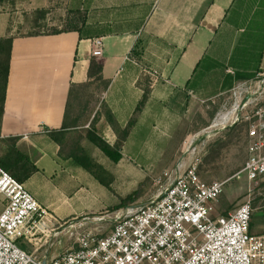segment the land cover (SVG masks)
<instances>
[{
    "label": "crops",
    "instance_id": "obj_1",
    "mask_svg": "<svg viewBox=\"0 0 264 264\" xmlns=\"http://www.w3.org/2000/svg\"><path fill=\"white\" fill-rule=\"evenodd\" d=\"M55 1L0 0V38H12L1 136L18 137L17 147L35 166L37 171L22 184L42 208L50 207L45 200H39L42 186L47 192L49 186L69 183L70 177L81 170L69 158L70 149L76 144L106 173L115 176L114 170L99 160L116 163L85 139L89 121L82 120L78 128L60 131L70 85L91 82L88 69L92 59L102 66V80L108 87L104 89L95 82L89 88L88 93L91 91L90 94L98 98V106L87 109L91 118L97 111L101 113L102 104L121 129L128 127V136L121 141L109 124L102 126V115L96 124L97 133L110 146L120 144L119 164L124 160L148 158L146 135L138 136L136 131L148 128V123L154 121L153 114H160L162 120H166V112L175 113L180 105L187 107L192 101L197 103L199 98L205 102L222 97L237 84L246 82H234L231 89H222L223 77L233 74L225 67L234 48L257 50L253 61L257 62V75H264L263 38L247 40L244 37L245 33H264V0H61L67 11L69 7L76 11L86 7L92 19L55 35L17 33V27L24 24L30 32L37 30L36 27L40 30L49 27L46 22ZM71 2L74 3L70 5ZM88 2L93 3L89 6ZM37 11L46 12L45 20L34 24ZM21 17L25 23L17 20ZM82 27L102 35L80 39L77 31ZM94 39L102 41L100 57L91 54ZM248 42L251 44L246 46ZM262 48L263 51H259ZM204 60L209 65L222 66L218 70L222 78L211 74L214 77H205L199 86L191 89L188 83ZM146 78L150 81V94L140 112H136ZM51 131H58V137L65 134L61 148L49 137ZM74 136L78 141L73 142ZM131 169L128 166L120 170L127 177ZM252 208L250 233L264 236V190L254 192ZM222 212H226L220 213L222 216L230 213L228 209ZM53 219L63 218L54 214ZM45 245L36 251L26 242L27 250L22 245L19 248L41 263L59 257L53 256Z\"/></svg>",
    "mask_w": 264,
    "mask_h": 264
},
{
    "label": "built area",
    "instance_id": "obj_2",
    "mask_svg": "<svg viewBox=\"0 0 264 264\" xmlns=\"http://www.w3.org/2000/svg\"><path fill=\"white\" fill-rule=\"evenodd\" d=\"M101 39L93 40V57L102 55ZM238 90V89H237ZM252 106L250 110H247ZM245 125L246 159L224 181L204 182L197 162L168 183L153 200L117 212L107 235H77L61 256L41 263L17 245L44 234L47 212L25 186L0 167V264H264V236L250 233L254 192L264 190V105L248 100L222 113L211 127ZM244 175L246 199L227 216L215 202L223 187Z\"/></svg>",
    "mask_w": 264,
    "mask_h": 264
},
{
    "label": "rangeland",
    "instance_id": "obj_3",
    "mask_svg": "<svg viewBox=\"0 0 264 264\" xmlns=\"http://www.w3.org/2000/svg\"><path fill=\"white\" fill-rule=\"evenodd\" d=\"M72 3L74 2L70 5ZM90 3L92 5L93 2H88L89 6ZM87 11L86 7L82 11L69 7L67 11L65 2L57 0L46 22L49 27L40 31L48 33L52 30L77 28L84 20L92 19ZM17 20L23 23L26 21L22 17ZM26 26L28 25H19L17 33L19 32L20 35L32 33L33 31H26ZM22 31L24 33L21 34ZM107 43L106 41L105 44ZM207 62V60L202 61L200 67L204 68ZM225 69L228 72L233 71L230 66ZM195 83L198 81L195 80ZM90 93L85 101L86 104L82 102L76 108V112L83 115V122L86 123L93 118L90 116V111L85 109L92 110L98 106V98ZM248 100H256L259 105H264V75H257V79L253 82L237 84L231 92L222 97L205 102L204 99L199 98L196 100L197 103L192 101L187 107L180 105L176 107L177 112H166L165 117L169 120H162L160 114H153L154 121L148 123V128L144 127L136 131L138 136L146 135L149 149L147 159L124 160L122 164H119L120 160L116 164L99 160L108 169L114 170L115 176H110L106 172L105 175H100L107 186L82 169L70 177L69 183L49 186L47 192L42 186L43 191L40 192L39 200L41 198L48 206L50 205L48 209L44 208L47 212L46 232L37 235V239L31 242L19 240L18 246L22 245L27 250L24 247L27 242L37 251L46 244L44 248H47L53 256H61L73 246L79 234L92 232L99 236L107 235L117 212L147 204L167 186L168 179L163 174L167 173L174 178L194 162H197L198 175L204 182L224 181L230 178L240 170L246 159L245 125L240 124L243 126H238L234 130L222 126L211 127V125L222 113L229 112L231 108ZM251 107L249 106L247 110ZM98 114L99 111L95 115ZM161 116H164V113H161ZM171 120L174 123L170 124ZM136 140H134L135 144ZM75 141H78L76 136L73 139V142ZM4 148L0 143V156ZM128 166L132 168L131 174L127 172L128 176L125 177V173L123 174L121 170ZM247 189L248 183L244 175L225 184L222 195L215 202L217 214L226 213L222 212L225 209L230 212L235 210L246 199ZM69 195L70 198L67 197ZM4 204L0 195V212ZM54 214L63 219L54 220ZM44 248L42 247L41 250Z\"/></svg>",
    "mask_w": 264,
    "mask_h": 264
},
{
    "label": "trees",
    "instance_id": "obj_4",
    "mask_svg": "<svg viewBox=\"0 0 264 264\" xmlns=\"http://www.w3.org/2000/svg\"><path fill=\"white\" fill-rule=\"evenodd\" d=\"M260 6V4H259ZM263 5L261 6V8ZM259 14V10H258ZM45 11H37L34 17V24H37L39 20H45ZM257 15V14H256ZM258 17V15H257ZM254 18V16L252 17ZM37 30L33 31L29 35H44V34H59L67 31V29L62 30H52L48 33H44L40 31V27H36ZM89 27H82L78 30V35L80 39H88L99 37L102 35L101 33H96L90 31ZM108 35V34H104ZM263 38L264 41V33L262 34H253V33H245L244 37L247 40H252L255 37ZM251 43H246L247 46ZM11 46H12V38H0V130L2 118L4 115V99L7 87V79L9 72V63L11 56ZM251 47H236L233 49L232 54L229 58V65L233 69V74H227L223 77L222 80V89H231L234 82L238 81H246L243 83H249V81L256 79V75L259 73L257 62L254 63L253 57L255 52ZM259 51H263V48ZM256 56V55H255ZM201 63L194 70V76L188 83V87L191 89H195L197 86L201 84L205 77H209L214 74L215 77L220 78L221 72L218 70L222 67L220 65H209L206 63L204 68H201ZM224 69V67H223ZM213 71V72H211ZM102 66L98 64L94 59L90 61L89 69H88V78L92 79L91 82L85 84H72L70 85L68 92V100L66 103V109L64 112V120L63 125L60 131L67 132L69 128H78L80 126L81 121L83 120V115L80 112H76L77 106H80L82 102L85 103L88 98L87 90L93 85V83H97L102 85L104 89L108 87V83L102 80ZM208 74V75H207ZM222 78V77H221ZM195 80L198 83H195ZM145 87L143 90L142 98L139 102V106L136 108V112H140L141 108L146 103L148 96L150 94V81L148 78L144 80ZM102 111L97 116L95 115L92 120H90L88 129L86 130L85 139L90 142L93 146H95L105 157H107L113 163H117L121 159L120 154V144L115 143L113 146H110L101 135L97 133L96 124L99 122V117L102 115L104 119V124H109L112 127V130L118 135V138L121 141H124L128 136V129L124 128L122 131L120 130V126L115 122L112 113L101 104ZM87 111V109H85ZM87 113V112H85ZM238 126H243L240 124H234L232 126L226 127V129H236ZM242 128V127H241ZM120 130V131H119ZM58 132V131H57ZM56 131L47 132L49 137L56 142L59 147L62 146V141L65 139L64 136L58 137ZM18 137H2L0 131V143L4 145V151L0 156V167L10 174L14 179H16L20 183L26 182L37 170L35 166L31 163L29 158L20 151L17 147ZM69 158L76 164L77 167L84 170L85 172L92 175L94 178L99 180V182L105 184L101 179L100 175H105V171L99 166L90 156L77 144L74 145L69 152ZM21 247V246H19Z\"/></svg>",
    "mask_w": 264,
    "mask_h": 264
}]
</instances>
